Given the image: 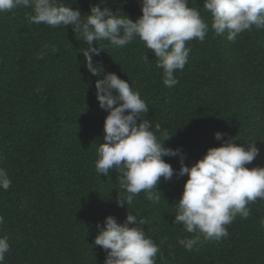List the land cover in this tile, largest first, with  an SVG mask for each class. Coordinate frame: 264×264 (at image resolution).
I'll return each mask as SVG.
<instances>
[{
	"label": "trees",
	"instance_id": "16d2710c",
	"mask_svg": "<svg viewBox=\"0 0 264 264\" xmlns=\"http://www.w3.org/2000/svg\"><path fill=\"white\" fill-rule=\"evenodd\" d=\"M65 3L84 14L100 0ZM106 3L133 20L142 15L141 0ZM189 6L201 12L209 32L203 42H186L191 51L174 73L175 86L164 85L157 57L139 37L123 48L106 46L93 59L139 91L149 106L144 118L172 134L166 146L180 148L187 165L234 138L245 147L256 141L260 152L247 166L264 167V29L253 26L229 41L211 29L204 0H189ZM31 11L0 12V167L12 182L7 191L0 188V236L10 244L4 264H104L106 252L94 243L97 225L109 215L123 223L128 211L146 221V235L159 246L155 264H264L262 199L248 205L246 219L237 216L226 226V238L201 237L192 251L178 241L194 234L174 224L187 175L161 178L158 203L144 192L128 207L116 203L119 193L126 195L118 172L100 176L95 169L108 111L96 96L98 77L84 66L87 45L71 25L29 24ZM165 160L178 173L180 156Z\"/></svg>",
	"mask_w": 264,
	"mask_h": 264
},
{
	"label": "clouds",
	"instance_id": "9594fccd",
	"mask_svg": "<svg viewBox=\"0 0 264 264\" xmlns=\"http://www.w3.org/2000/svg\"><path fill=\"white\" fill-rule=\"evenodd\" d=\"M21 6L32 9L29 24L53 28L71 25L78 40L87 45L82 50L84 66L98 77L96 96L100 107L108 111L95 169L100 176L113 170L118 172L119 185L126 192V195L118 192L119 206L132 205L141 192L146 199L158 203L162 195L157 187L161 178L171 180L174 174L187 175L182 196L175 204L174 224H182L185 232L194 234L178 241L192 251L201 237L215 241L226 238L229 235L226 226L237 216L246 219L250 215L248 205L257 199L264 200V167L247 166L260 152L256 141L245 147L229 138L220 146L210 147L191 166L187 165L180 148L166 146L172 134L144 118L149 106L139 91L115 72H105L93 59L106 46L123 48L139 37L157 57L164 85L175 86L179 81L174 73L185 67L191 51L186 42L193 39L203 42L209 32V24L197 8L189 6V0H141L142 15L136 20L125 13L121 15V10L113 11L106 0L92 5L90 12L84 14L65 0H0V12ZM203 9L211 14L215 34H226L229 41H235L253 26L264 29V0H204ZM51 51H57L55 46ZM45 54L42 51L36 58L43 59ZM223 135L217 131L215 138L222 140ZM166 156H180L178 173L165 160ZM11 183L7 170L0 167V188L7 191ZM3 223L4 217L0 215V225ZM145 223L128 211L123 223L109 215L103 226L98 224L100 231L94 243L106 252L104 264H155L160 249L146 235ZM9 250L8 236H0V264H4Z\"/></svg>",
	"mask_w": 264,
	"mask_h": 264
}]
</instances>
